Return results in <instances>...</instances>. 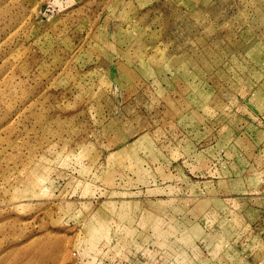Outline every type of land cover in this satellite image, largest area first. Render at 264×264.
<instances>
[{
	"label": "rangeland",
	"instance_id": "374dc122",
	"mask_svg": "<svg viewBox=\"0 0 264 264\" xmlns=\"http://www.w3.org/2000/svg\"><path fill=\"white\" fill-rule=\"evenodd\" d=\"M0 264H264V0H0Z\"/></svg>",
	"mask_w": 264,
	"mask_h": 264
}]
</instances>
